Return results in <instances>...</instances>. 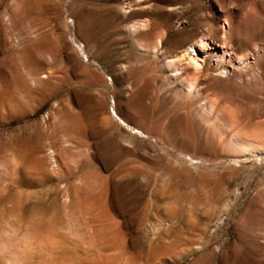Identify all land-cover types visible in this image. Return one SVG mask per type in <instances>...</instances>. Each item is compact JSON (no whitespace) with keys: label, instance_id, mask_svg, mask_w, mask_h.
<instances>
[{"label":"rangeland","instance_id":"obj_1","mask_svg":"<svg viewBox=\"0 0 264 264\" xmlns=\"http://www.w3.org/2000/svg\"><path fill=\"white\" fill-rule=\"evenodd\" d=\"M232 135L264 145V0H0V264H264Z\"/></svg>","mask_w":264,"mask_h":264},{"label":"bare ground","instance_id":"obj_2","mask_svg":"<svg viewBox=\"0 0 264 264\" xmlns=\"http://www.w3.org/2000/svg\"><path fill=\"white\" fill-rule=\"evenodd\" d=\"M202 40H200V44H202ZM22 43V42H21ZM221 44L224 45L227 43V38L225 35H223L220 39L215 41V44ZM228 45V44H227ZM232 43L230 44L231 47ZM21 47V46H20ZM193 48V47H192ZM232 48V47H231ZM27 49V48H26ZM30 52V51H29ZM28 52V53H29ZM234 53V52H233ZM36 55V54H33ZM37 57V56H35ZM30 59V58H29ZM31 59H36V58H32ZM31 61V60H30ZM31 63V62H30ZM34 64V63H32ZM37 80V79H36ZM23 81V80H22ZM40 83V82H39ZM37 84V83H36ZM35 86V85H34ZM37 86V85H36ZM32 87V86H31ZM182 92L184 93V95H189L194 89H195V84L193 82H189L187 84H183L182 87H180ZM201 115L202 118L204 120H208L210 118H213L214 116V110L212 107L203 105L201 107ZM217 118V117H215ZM231 127V126H230ZM228 129V128H227ZM225 130V129H224ZM228 132V131H227ZM226 132V133H227ZM229 132H231V130L229 129ZM228 132V133H229ZM232 133V132H231ZM232 138L229 140V145L235 149L236 151L240 152V154H244L247 157H254V156H258L261 154H264V145L260 144V143H256L249 140H241L238 138H234L233 135L231 136ZM245 139V138H244ZM25 173V172H24Z\"/></svg>","mask_w":264,"mask_h":264}]
</instances>
